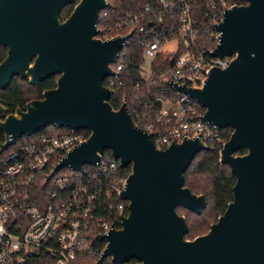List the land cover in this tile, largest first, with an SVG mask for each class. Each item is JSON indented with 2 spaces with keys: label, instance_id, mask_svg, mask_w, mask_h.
Returning a JSON list of instances; mask_svg holds the SVG:
<instances>
[{
  "label": "water",
  "instance_id": "obj_1",
  "mask_svg": "<svg viewBox=\"0 0 264 264\" xmlns=\"http://www.w3.org/2000/svg\"><path fill=\"white\" fill-rule=\"evenodd\" d=\"M241 2L226 8L215 26L220 34L211 55L230 57L226 68L212 65L201 87H177L205 108V121L231 128L218 161L235 178L224 212L207 232L188 239V223L177 209L198 216L207 203L184 186V173L198 152L211 147L196 136L157 149L124 101L118 108L109 103L113 90L103 81L131 34L96 36L99 12L110 2L0 0V45L6 48L0 91L16 76L34 86L57 76L55 86L24 109L10 112L0 103V151L53 125L89 134L52 173L62 167L83 172L106 150L121 168H130L119 195L128 213L119 228L100 236L106 246L96 264L106 258L113 264H264V0ZM73 4L60 20L62 8Z\"/></svg>",
  "mask_w": 264,
  "mask_h": 264
},
{
  "label": "built area",
  "instance_id": "obj_2",
  "mask_svg": "<svg viewBox=\"0 0 264 264\" xmlns=\"http://www.w3.org/2000/svg\"><path fill=\"white\" fill-rule=\"evenodd\" d=\"M196 2L202 20L194 14ZM234 4L241 0H151L109 13L111 4L99 12L100 39L131 33L103 85L113 92L131 88L122 101L157 149L185 137L199 136L208 147L225 141L221 128L202 118L205 108L177 87H201L212 65L226 68L231 58L211 52L220 34L215 26ZM0 103L5 106L1 96ZM78 130L36 132L0 151V264H26L46 253L55 264L84 258L97 263L106 246L100 236L121 226L128 206L119 195L128 175L118 159L103 153L83 172L62 167L52 173L66 152L86 140Z\"/></svg>",
  "mask_w": 264,
  "mask_h": 264
},
{
  "label": "trees",
  "instance_id": "obj_3",
  "mask_svg": "<svg viewBox=\"0 0 264 264\" xmlns=\"http://www.w3.org/2000/svg\"><path fill=\"white\" fill-rule=\"evenodd\" d=\"M113 8L109 10V13L114 11H124L125 9H133L137 6H141L151 0H109ZM242 3V2H241ZM196 9L194 14L196 17L201 18V9L199 3L196 2ZM72 6L65 7L60 13V19H64L68 13L71 11ZM204 20V18H203ZM101 25V23H99ZM132 40V39H131ZM130 40V41H131ZM5 57V49L0 47V61ZM134 75L133 77H135ZM57 76H52L43 80L37 86L31 85L26 79L22 80L19 77H15L11 80L10 84L4 91L0 92L1 98L4 100L5 106L10 111H15L17 108L24 109L25 102L31 99H39L42 96V92L45 89L53 88L55 86ZM131 88L126 89H116L109 99V103L118 108L123 100V98L128 94H131ZM65 130V128H56L53 125H48L42 130H39L38 134H55ZM78 131L88 135L87 130L79 129ZM231 128L221 129V135H223L226 141L230 136ZM3 134L0 131V144L4 141ZM221 144H213L211 149L202 150L197 153V155L192 160L189 167L184 173V186L188 187L192 193L198 194L202 193L205 197L207 206L202 211V213L196 216L194 213L189 212L185 208H178L177 212L184 210L186 213L195 217L197 220H201L199 227H195L188 221L186 215H184L185 220L189 226V232L185 235V238L193 239L199 234L207 232L210 225L216 221L218 215L222 214L226 209L228 202L232 199V185L235 181L234 176L230 173V169L219 163V148ZM238 153L243 154L245 151L240 150ZM104 154H110L109 151H104ZM129 167L123 168L121 171L125 175H129ZM125 204L127 202H124ZM128 210L125 212L127 215ZM181 215V214H179ZM117 224L118 221L116 222ZM134 261V260H133ZM133 261H130L131 264ZM26 264H55L53 257L46 254L34 255L27 261ZM78 264H96L94 258H84L78 262ZM102 264H111L110 261H105Z\"/></svg>",
  "mask_w": 264,
  "mask_h": 264
},
{
  "label": "rangeland",
  "instance_id": "obj_4",
  "mask_svg": "<svg viewBox=\"0 0 264 264\" xmlns=\"http://www.w3.org/2000/svg\"><path fill=\"white\" fill-rule=\"evenodd\" d=\"M148 67H149V62L146 61L144 63V69H146L148 71L149 70ZM179 214L186 215L188 221H190V223H192V225L195 226V227H199V225L201 224V220H199V219L197 220L195 217H193L190 214L186 213V211H184V210L179 211Z\"/></svg>",
  "mask_w": 264,
  "mask_h": 264
},
{
  "label": "flooded vegetation",
  "instance_id": "obj_5",
  "mask_svg": "<svg viewBox=\"0 0 264 264\" xmlns=\"http://www.w3.org/2000/svg\"><path fill=\"white\" fill-rule=\"evenodd\" d=\"M76 1H77V0H76ZM74 5H75V4H73V5H68V6H72V9H71V11L68 13V15H67L66 17H68L69 14L72 12V10H73V8H74ZM65 7H67V6H65ZM65 7H63L62 10H63ZM62 10H61V11H62ZM61 11H60V13H61ZM60 13H59V16H60ZM66 17H65V18H66ZM65 18H64V19H65ZM59 19H60V17H59ZM60 20H63V19H60ZM0 47H2V48L5 49V57H6V48L3 47L2 45H0ZM5 57H4V58H5ZM2 60H3V59H2ZM2 60H1V61H2ZM1 61H0V62H1ZM16 77H18V76H16ZM13 78H15V77H13ZM13 78H12V79H13ZM49 78H50V77H49ZM12 79H11V80H12ZM46 79H47V78H46ZM11 80H10V82H11ZM44 80H45V79H44ZM42 81H43V80H42ZM40 83H41V82H40ZM9 84H10V83H9ZM9 84H8V85H9ZM38 84H39V83H38ZM38 84H37V85H38ZM37 85H36V86H37ZM33 86H34V85H33ZM7 87H8V86H7ZM7 87H6V88H7ZM4 89H5V88H4ZM4 89L1 90L0 92L4 91ZM43 91H44V90H43ZM198 236H199V235H198ZM133 260H134V261H133ZM131 261H133V262L131 263V264H133V263H135L137 260H136V259H132Z\"/></svg>",
  "mask_w": 264,
  "mask_h": 264
}]
</instances>
